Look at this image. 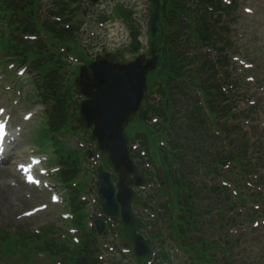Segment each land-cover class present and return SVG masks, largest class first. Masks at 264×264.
I'll return each mask as SVG.
<instances>
[{
    "label": "trees",
    "instance_id": "1",
    "mask_svg": "<svg viewBox=\"0 0 264 264\" xmlns=\"http://www.w3.org/2000/svg\"><path fill=\"white\" fill-rule=\"evenodd\" d=\"M164 10L167 19L165 28L166 35L162 42V63L161 69L156 74V82L153 86H158L163 95V100L159 104L149 108L152 116H157L160 120L155 126L159 133L160 141H165L167 145L162 146V156L164 165L169 168L170 185L176 184L178 191L175 193V203L182 213L178 221L187 224L192 230H198L202 226L203 213L201 209L217 208V236L221 229L225 230V236L232 238L217 242V253L221 252L222 257L217 256V262L221 264H245L244 261H237L232 254L239 248L241 236L233 235L229 232L230 227H234V218L230 216L224 218L234 211L236 205L230 189L217 183V188L212 192H205L209 187L203 180L199 183L197 177L207 179L209 174L217 172V178L223 177L224 167L231 168L226 171L228 175L234 172L235 166L243 167V174H247V167L252 168L256 174L260 169H264L263 154L253 150L247 153L250 146H255L247 138V134L242 131L241 125H232L229 122L242 117L233 110L235 103L228 99L230 90H223V86L236 87V80L230 70L232 59L230 58L233 42L226 36L229 27L224 20L225 14L230 15V10L237 8V3L232 6L225 5L222 0H197L191 4L192 0H166ZM34 0H6L0 4V20L3 25L8 23L7 29L12 35L19 34L9 48L12 56L20 58L28 57L27 61H32L35 69L38 70L36 77V87L40 96V103L48 105L46 110V125L43 130L59 132L70 127V123L75 118V103L71 99V91L74 88L68 85L62 69L64 68L61 55L57 50V44H62L74 35V30H64L57 21L46 19L41 23L37 13V6ZM189 4L195 7H187ZM217 7V30L216 22H209L207 17V6ZM70 5L57 2L53 11L56 15H62L69 9ZM202 8V10L199 9ZM188 17L189 22L185 21ZM67 21L65 20L64 23ZM232 22L236 20L232 19ZM44 35L53 42L52 46H46L40 41L27 43L23 35ZM192 30L190 43L196 48L199 44H217V63L210 57V54H192L187 43L183 41V31ZM2 36H6L5 32ZM217 36V41L215 37ZM45 38H43L44 40ZM197 42H196V41ZM188 43V44H190ZM30 46V48H29ZM56 46L54 50H52ZM151 84V87H153ZM200 94L204 96L205 103L210 109L211 115L205 112V107L201 104ZM230 101V104L222 106L223 102ZM137 136V134H136ZM72 166H76L73 164ZM71 166V167H72ZM79 173L76 167L72 170H62L59 177L63 183H68ZM255 187L261 186L264 178L255 179ZM173 182V184H172ZM203 186V187H201ZM76 198L70 200L73 212L79 215L77 225L83 229L84 220L81 206L76 204ZM230 200V205L226 202ZM199 201V202H198ZM207 204V205H201ZM225 207V209H224ZM81 211V212H80ZM256 219V214L253 215ZM259 216H262L260 214ZM252 218V219H254ZM216 223V222H215ZM205 224V223H204ZM221 228V229H220ZM49 233V232H48ZM223 234H220L222 237ZM20 235L12 237L8 234L2 236L1 241H5L4 248L12 253H22L27 251L31 257L33 250H44L52 252L57 261L61 264H103L97 259V249L91 245L89 239H82L80 244L64 247L59 252L54 251L53 242L45 247H33V242H38L39 236L34 235L25 239ZM31 239L30 242L27 241ZM200 252L213 251L214 248L207 245L202 239ZM63 253V254H62ZM261 259V256L258 257ZM57 262L55 264H57Z\"/></svg>",
    "mask_w": 264,
    "mask_h": 264
},
{
    "label": "rangeland",
    "instance_id": "2",
    "mask_svg": "<svg viewBox=\"0 0 264 264\" xmlns=\"http://www.w3.org/2000/svg\"><path fill=\"white\" fill-rule=\"evenodd\" d=\"M237 1L240 5L238 4L239 8L236 12L234 11V14L235 17H238V23L234 24L232 29L236 31V37H238L234 49L238 48L239 52L236 53L237 55L234 53L232 57L235 55L247 64L253 65L252 69H248L250 71L244 72L243 80L248 84L243 91H246L249 99L241 102L240 107L246 108V104L248 102L251 104L254 99L258 106V122L263 124L261 129L264 130V0ZM98 2L89 5L94 10L93 14L96 15L102 14L101 9L104 8L102 0ZM125 2L135 4L134 7L140 10L141 24L127 27L123 22L117 20L113 24L101 25L98 23V17L97 20L82 19V22L85 20V23H81L79 37L75 36L73 42L66 44L70 48L69 52L61 54L62 62L65 57L67 58L65 59L67 63L64 64L68 70L66 73L67 84L75 82L78 64L90 63L92 57L104 50L105 52L119 51L120 54H126L129 57L131 52L128 47L132 30H140L143 34L141 42L146 44L149 20L144 11H148V1L125 0ZM48 5L41 4V12L43 9L46 10ZM111 11L110 9L109 12ZM1 33L0 25V37ZM6 45V38H0V123L4 122L11 126L13 133L19 132L21 135L15 145V157L12 164L8 162L0 164V167H9L7 171H0V176L6 179L13 188L6 195V202L0 205V264H55L60 257L56 258L52 252L34 249L31 257L28 249L24 254L6 251L3 246L5 241H1L2 236L6 234L12 237L20 235L19 238L25 239L34 235L35 237L39 236L38 242L32 243L35 248L45 247L46 249L51 242L56 245L54 251L57 249L61 252L64 245V249L71 248L73 246L72 229L71 222L68 220L69 209L66 207V197L73 190L66 191L64 187L59 186L53 176V171L57 169L56 165L60 160L69 157L70 162L79 165V176L73 183L76 185L82 182L89 190L84 199L85 206L89 205V208L94 205L98 206L96 184H94L96 178L91 173L92 163L86 157L88 147L86 138L82 137L81 131H77L79 134L76 132V129L72 127L74 123H71V128H66L64 132L52 134L47 131L44 134L43 122L45 121L46 125L44 114L46 107H39L35 104L38 100V98L36 99L38 92L30 79L33 78V75L29 72L30 69L20 71V69L14 68L11 70L7 63L8 58L4 54ZM238 66L245 68L243 65ZM240 73L243 74L241 70ZM155 80L156 75L152 72L148 78L150 86L151 84L153 86ZM21 88H23L22 92ZM73 93L76 95L74 91ZM248 126L249 128L252 126L251 122ZM140 129H145L148 135L139 136L137 131ZM150 132L148 123L141 116L135 117L127 130L131 139L136 138L137 134L140 140H146L147 143L151 142ZM258 137L263 138L262 142L264 143V131L259 132ZM21 157L24 160L21 162H26L30 158L39 160L36 164V172L31 173L35 180L34 183H28L27 173L25 174L19 167L18 163ZM73 168L74 166L67 167L69 170ZM77 170L78 166H76ZM17 175L20 177L18 181L15 179ZM79 191H83V187H79ZM55 194L61 197L57 203L52 200ZM244 198L246 199L238 200L237 198L234 201V204L239 207L237 212L240 215L237 217L239 224L232 227L231 232L233 235L241 236L242 239L241 243L239 242V248L235 250L232 257L237 261H244L245 264H264V225L262 219H259L258 225L249 219L253 214L262 212V209H254L255 203L263 204L264 201L259 202L261 199L253 198V201H248L249 197ZM243 202L247 203L243 204ZM27 213L31 214L27 215ZM157 231L160 230L157 229ZM218 234H223L222 241L233 242L232 238L225 236L224 230ZM67 238L71 239L67 240ZM30 240L27 241L30 242ZM217 240L220 241V238L217 237ZM112 250L116 251L114 248ZM259 256L261 259H258Z\"/></svg>",
    "mask_w": 264,
    "mask_h": 264
},
{
    "label": "water",
    "instance_id": "3",
    "mask_svg": "<svg viewBox=\"0 0 264 264\" xmlns=\"http://www.w3.org/2000/svg\"><path fill=\"white\" fill-rule=\"evenodd\" d=\"M152 13L149 26L150 58L146 60L141 56L128 64L120 63L118 57L108 54L98 57L89 66H83L76 81L77 88L87 99L81 103L76 111L80 117L78 125L94 127L90 141L97 142L99 150L103 153L105 167L109 165L121 177L119 193L115 196L114 188L107 172H100L99 193L104 211L115 215L118 210L116 201L122 204L123 228L120 234L124 240L134 245L137 262L142 264L143 259L149 260L151 250L145 244L144 239L136 234L143 224L133 218L132 203L141 205L136 199L132 186L146 185L144 175L140 168L133 162L129 148V138L126 128L147 106L145 92L147 91V77L159 63L157 55L159 49L161 7L159 0H151ZM115 16L126 19L129 23L130 13L123 10L116 11ZM133 49L138 51L137 35L132 34ZM145 120L147 112H143ZM152 153L156 158L158 149L153 147ZM156 162L159 160L156 158ZM133 174L134 179L126 183L125 175ZM116 197V199H115ZM102 230L103 223H99Z\"/></svg>",
    "mask_w": 264,
    "mask_h": 264
},
{
    "label": "bare ground",
    "instance_id": "4",
    "mask_svg": "<svg viewBox=\"0 0 264 264\" xmlns=\"http://www.w3.org/2000/svg\"><path fill=\"white\" fill-rule=\"evenodd\" d=\"M5 120V119H2ZM4 124L0 123L1 125ZM20 135V133L18 132ZM20 136L16 135L15 132L12 133L11 127L7 126L6 131L3 136H0V164L8 162L9 164H12V160L15 157L14 150L16 148L17 141ZM35 160V159H34ZM33 159H28L26 162H21L24 161L23 157H21L20 162L18 165H21V167H26L30 169L29 174H27V178L32 177L33 172L36 171V165L34 164ZM9 170V167H0V171H7ZM16 181L20 179V177L17 175L15 176ZM12 185L9 184L6 179L0 176V205L4 204L7 200L6 195L12 191Z\"/></svg>",
    "mask_w": 264,
    "mask_h": 264
},
{
    "label": "flooded vegetation",
    "instance_id": "5",
    "mask_svg": "<svg viewBox=\"0 0 264 264\" xmlns=\"http://www.w3.org/2000/svg\"><path fill=\"white\" fill-rule=\"evenodd\" d=\"M98 1H99V0H98ZM112 1H113V2H116V3L118 2V1H116V0H108V1H106V2H105V0H102V3L105 4L106 6H109V5L112 3ZM104 2H105V3H104ZM118 3H119V4H116V5L114 6V9H115L118 5H121V6H123V7H126L127 9L129 8V9H132V10H134V11H137V7H134L133 5H130L129 3L124 2V0H122V1H120V2H118ZM107 10H108V7H104V8L101 9V13H102V14H105V12L107 13ZM85 14H86V15H89V12H88L87 9L85 10ZM137 18L140 19V16H139L138 13H136V16H135V19H137ZM130 60H132V59H130ZM112 179L115 180V181L118 180V179H117V176H116L115 174H113V173H112ZM130 180H131V177L128 176V181H130ZM147 180L150 182V179H149L148 176H147ZM147 209H148V208H147ZM147 209H146V210H147ZM135 211H136V213H137V216L143 218V219H144V222H145V224H146L145 229L142 231L143 236L148 240V242H149L150 244L153 245V240H152L151 238H152V236L156 235L157 232H158V231H157L158 226H156V225L154 224V223H156L157 220H158V214L155 213L154 211H152L150 214H149L147 211H145V212H142V211H139V210H135ZM117 220H118V219H117ZM129 264H135L134 260L131 259ZM150 264H157V260H156V258H155V260H154L152 263H150ZM188 264H190V263H188Z\"/></svg>",
    "mask_w": 264,
    "mask_h": 264
}]
</instances>
